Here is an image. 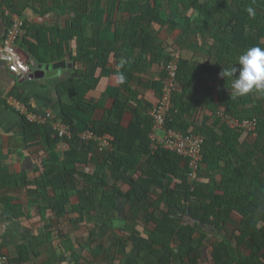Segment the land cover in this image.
<instances>
[{
    "label": "trees",
    "instance_id": "trees-1",
    "mask_svg": "<svg viewBox=\"0 0 264 264\" xmlns=\"http://www.w3.org/2000/svg\"><path fill=\"white\" fill-rule=\"evenodd\" d=\"M9 1L6 7L16 14ZM250 6L254 18L246 11ZM31 7L41 16L65 17L66 31L40 30L29 52L38 63L70 55L75 64V76L56 87V103L46 104L54 120L40 125L19 112L27 141L49 152L44 170L26 183L42 199L44 238L51 230L78 226L89 214L113 229L107 264H124L131 253L143 264H199L204 244L213 248L212 264H264V92L233 99L230 82L219 77L222 67L236 66L247 48H264V0H33ZM59 30L64 37L56 35ZM164 31L172 44L161 42ZM186 50L193 52L192 59H184ZM172 63L177 64L175 85L159 129L151 112L165 97ZM109 78L116 84L107 86L105 101L88 98ZM12 95L28 112L44 115L33 110L19 87ZM0 103L8 106L7 99ZM229 119L240 125L230 126ZM52 122L71 136L59 137ZM164 130L203 137L196 180L190 178V156L152 148V135L164 136ZM88 131L111 146L83 139ZM62 143L69 149L60 156L55 149ZM75 197L79 204H73ZM120 205L125 218L115 228ZM199 224L226 235L197 237ZM62 234L64 248L73 251L69 235ZM36 240L41 246L43 239ZM35 244L21 253V262L32 252L39 256ZM73 261L99 263L82 255Z\"/></svg>",
    "mask_w": 264,
    "mask_h": 264
},
{
    "label": "crops",
    "instance_id": "crops-1",
    "mask_svg": "<svg viewBox=\"0 0 264 264\" xmlns=\"http://www.w3.org/2000/svg\"><path fill=\"white\" fill-rule=\"evenodd\" d=\"M4 1L0 0V46L8 26L11 22L13 23L15 17H18L24 21L21 38L17 45L18 51L30 66L35 68L40 65H49L67 60L69 64H73V68L75 67L70 55H67L62 60H50L49 63H38L29 52V49H31L29 43H37L40 30L45 31L51 28H58L63 30V32L66 31L65 17L60 18L59 14L55 12L45 16L36 14L31 7L33 0H10L9 2L13 5L12 7L17 11L16 14L11 15V11L6 7ZM61 30L56 34L60 38L64 37L60 33ZM88 34H92L90 28ZM167 36L168 34L164 31L161 35V42L165 43V45L172 44L173 38H167ZM70 45L73 50H76L78 46L77 39L71 41ZM183 53L185 60H190L194 56L191 51L186 50ZM74 76L73 70L67 68L66 70H62L59 77L44 78L43 80H31L30 78L20 80L12 76L6 70L4 64H0V100H8L13 97V90L19 87L30 98V105L33 107V110L38 112L50 110L51 112L53 108L48 107L46 104L56 103V87L58 83ZM97 77L102 79L101 69L98 70ZM115 84L116 82L112 78L106 79L95 90L88 92L87 96L97 101H105L108 98L105 95L107 86ZM23 117L17 110L9 107V105L5 106L0 103V256L8 257L11 262L10 264H74L76 262L73 260L77 255H82V257L91 261L97 259L99 262L97 264H107L114 245L113 229H108L105 224L103 226V223H96L94 218L89 216V214H84L83 222L78 226H67L65 228L62 227L61 230H51L48 234V240L44 238L45 219L41 209L42 199L38 197L36 189L34 187L28 188L26 183L34 181L39 174L38 172L42 171V169L44 170L43 161L48 158L49 152L47 153L44 146L37 143L30 144L27 141L23 129ZM68 149V144L62 143L55 151L61 156ZM73 202V204H79V199L75 197ZM122 204L123 202L121 201ZM121 205L119 206L118 213L113 216L115 228L122 226V221L125 218L123 213L124 206ZM84 208L85 204L80 203L81 215H83ZM76 215L77 218H81L78 214ZM50 217V212L45 214L46 219L49 220ZM104 220L106 219L102 217L101 221L105 222ZM189 223L194 226V221L192 222L189 219ZM199 229L197 237H201L204 232L207 233L208 238L216 240L226 235L223 231L211 226L199 224ZM62 233L69 235L68 240L74 246L73 251H66L64 248ZM116 233L120 234L119 231ZM142 233L141 240L144 241L147 239V235L144 232ZM36 238L43 239L41 246ZM35 242L38 244H35ZM34 244L35 249L39 252V256H36L32 252L29 260L21 262L19 259L21 253L26 251V249L30 251ZM234 244H236L235 240ZM212 249L207 244L200 247L199 255L201 263L199 264H212ZM138 259V255L131 253L125 259L124 264H143L139 263ZM83 263L86 264L85 262Z\"/></svg>",
    "mask_w": 264,
    "mask_h": 264
},
{
    "label": "built area",
    "instance_id": "built-area-1",
    "mask_svg": "<svg viewBox=\"0 0 264 264\" xmlns=\"http://www.w3.org/2000/svg\"><path fill=\"white\" fill-rule=\"evenodd\" d=\"M23 27L24 21L18 17H15L12 26L6 31L5 37L0 46V64H6L9 72L16 77H25L31 73V67L24 61L17 47V42L22 33ZM168 71L170 72V78H168L165 82V97L161 101V104L156 105L151 112L152 117L157 122V128L159 129H163L165 118L170 108V99L172 89L175 85L174 82L177 73V64L172 63ZM7 104L34 123L45 124L50 118H52V115L50 114L43 116L33 112H28L27 107L14 97L9 98L7 100ZM228 123L232 127L240 125L236 120L233 119H229ZM248 125L249 123L245 122L243 126L247 127ZM54 127L55 130L59 132L60 137L71 136L70 132L63 125L56 124ZM82 138L90 141H98L100 142L102 148L111 146V143L107 139L97 137L92 132H86L84 135H82ZM152 138L155 141L154 145L152 146L153 149H157L158 146H161L167 150H172L186 157L190 156L193 159L192 167L194 169L193 173L190 175V178L192 180L197 179V166L202 160L201 151L204 143V139L201 135L184 136L179 132L164 130V136L161 137L157 134H153ZM7 263L8 259L6 257L0 258V264Z\"/></svg>",
    "mask_w": 264,
    "mask_h": 264
},
{
    "label": "clouds",
    "instance_id": "clouds-1",
    "mask_svg": "<svg viewBox=\"0 0 264 264\" xmlns=\"http://www.w3.org/2000/svg\"><path fill=\"white\" fill-rule=\"evenodd\" d=\"M246 11L250 17L253 18L255 17L256 11L253 7L251 6L248 7ZM30 67H31V73L25 77H16L12 75L9 72L8 67H7V71L12 76L22 80L28 78L32 74V70L37 68V67L34 68L33 66ZM219 77L222 78L223 80H227L230 82L229 95L233 99L246 96L254 91L264 92V48H261L259 46H252L247 48L242 54L238 56L236 66L222 67V70L219 73ZM119 81L121 83L123 82L122 76L119 77ZM48 114L53 116V112H50V110L44 112L43 116H47ZM54 119L50 118L47 123H49ZM50 124L55 129L54 126L57 124V122H52ZM56 133L59 134L58 131Z\"/></svg>",
    "mask_w": 264,
    "mask_h": 264
},
{
    "label": "water",
    "instance_id": "water-1",
    "mask_svg": "<svg viewBox=\"0 0 264 264\" xmlns=\"http://www.w3.org/2000/svg\"><path fill=\"white\" fill-rule=\"evenodd\" d=\"M67 68H73V64H69L67 60H62L49 65H40L32 70V74L28 78L31 80H43L44 78L59 77L61 76L62 70H66Z\"/></svg>",
    "mask_w": 264,
    "mask_h": 264
},
{
    "label": "rangeland",
    "instance_id": "rangeland-1",
    "mask_svg": "<svg viewBox=\"0 0 264 264\" xmlns=\"http://www.w3.org/2000/svg\"><path fill=\"white\" fill-rule=\"evenodd\" d=\"M56 33L58 34V31H57ZM41 125H44V124H41ZM159 135H160V136H163V134H162L161 132L159 133Z\"/></svg>",
    "mask_w": 264,
    "mask_h": 264
}]
</instances>
